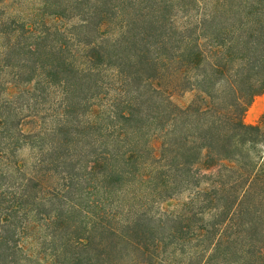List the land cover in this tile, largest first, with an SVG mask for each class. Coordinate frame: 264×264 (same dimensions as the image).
Listing matches in <instances>:
<instances>
[{
  "label": "trees",
  "instance_id": "trees-1",
  "mask_svg": "<svg viewBox=\"0 0 264 264\" xmlns=\"http://www.w3.org/2000/svg\"><path fill=\"white\" fill-rule=\"evenodd\" d=\"M34 1L0 0V264H264V0Z\"/></svg>",
  "mask_w": 264,
  "mask_h": 264
},
{
  "label": "rangeland",
  "instance_id": "rangeland-1",
  "mask_svg": "<svg viewBox=\"0 0 264 264\" xmlns=\"http://www.w3.org/2000/svg\"><path fill=\"white\" fill-rule=\"evenodd\" d=\"M5 4V8L7 10V14L21 17V16H32L33 10L38 7L37 2L34 0H1ZM9 87V86H8ZM15 87H9L8 90L4 91L0 87V98L10 96L11 93L15 92ZM191 93H186L182 97L178 99L179 103H186L191 98ZM26 98V97H25ZM17 98V103L22 105V108L27 111L26 104H31L32 102L27 100V98ZM37 106V105H36ZM36 106L32 107L35 108ZM32 110V109H31ZM12 112L14 110L12 109ZM264 113V93H260L256 95L250 105L248 106L245 114H244V121L246 123H258L263 122L264 127V117L262 119L261 115ZM13 118V115H12ZM31 154L30 148H25L23 151V156L28 157ZM177 206V200H170L163 204V208L174 209ZM23 246L26 248L27 252L31 253L34 250H37V242H36V235L33 236L30 234L28 237L25 238L23 241ZM137 264V263H136ZM141 264V263H138Z\"/></svg>",
  "mask_w": 264,
  "mask_h": 264
}]
</instances>
